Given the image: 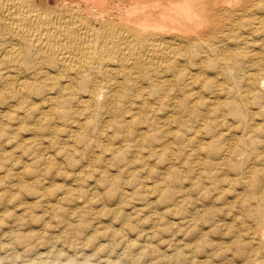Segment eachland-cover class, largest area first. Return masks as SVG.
<instances>
[{
	"label": "bare ground",
	"instance_id": "6f19581e",
	"mask_svg": "<svg viewBox=\"0 0 264 264\" xmlns=\"http://www.w3.org/2000/svg\"><path fill=\"white\" fill-rule=\"evenodd\" d=\"M261 115L264 0H0V133H5L4 119L34 121L28 129L32 137L15 143L31 165L21 161L15 168L6 167L0 154V264H138L151 255L153 263L164 264L169 255L157 245L168 239L162 237L165 231L172 232L163 223L165 217L181 209L187 213V198L177 189L185 178L177 163L190 165L189 159L204 168L191 183L200 191L211 192V186L221 192L219 182L225 178L215 174L236 170L238 178L230 174V181L243 185L236 195L239 209L234 208L241 210L240 223L250 222V237L245 233L250 242L245 243L253 249L248 257L264 262ZM205 135L209 141L198 139ZM38 136L61 152L68 169H60L57 152L51 153ZM95 148L112 156L115 173L99 153L96 159L88 158ZM184 150L185 156H180ZM80 151L87 156L84 164L71 157ZM153 156L151 163L148 157ZM137 160L150 167L144 168L151 172L148 177L162 165L154 171L156 181H141V170L136 175L132 168ZM55 165L60 168L53 171ZM189 165L185 167L196 168ZM214 176L211 184L203 185ZM151 194L167 209L147 210L155 202L146 198L139 203ZM209 209L216 211L214 206ZM20 212L39 222L38 231L19 232L27 223L25 218L20 223ZM193 212L180 216L183 224L193 222ZM53 218H58L56 234ZM198 227L194 230L203 229ZM174 240H167L166 249ZM174 251L170 254L176 262L186 254Z\"/></svg>",
	"mask_w": 264,
	"mask_h": 264
},
{
	"label": "rangeland",
	"instance_id": "374dc122",
	"mask_svg": "<svg viewBox=\"0 0 264 264\" xmlns=\"http://www.w3.org/2000/svg\"><path fill=\"white\" fill-rule=\"evenodd\" d=\"M11 110H13V111H11V114H14V112L16 111H14V108H11ZM258 116V115H257ZM262 117H264V115H261ZM261 116H260V119L261 120H258V121H261V123L262 124H264L263 122H264V120H263V118H261ZM256 119H259L258 117H256ZM9 120V121H8ZM13 120V121H12ZM8 121V122H7ZM15 121V122H14ZM9 122H11V123H9ZM25 122V123H24ZM3 125H4V128H5V133H7L6 135H4V134H2V133H0V135H1V138H0V154L2 153V157L1 158H3V162H4V165L6 164V167H13V168H15V166H18L19 164H21V161H27V164H29V165H31V161L30 160H26V158H28L27 156L28 155H26V154H23L24 155V157H23V155L21 154L22 152H20L21 151V148L18 146H16L15 145V143H16V141H18L19 139H27V136H29L28 138H30V137H32V135L30 134V132L28 131V129L29 128H33L34 126H33V124H34V121L33 120H25V121H23V122H17L16 120H14V119H6V122H5V119L3 120ZM8 123V124H7ZM24 123V124H23ZM5 124H7V127H6V125ZM19 124V125H18ZM196 123L194 122V125L193 126H196L195 125ZM8 125H9V127H8ZM14 125V126H13ZM18 125V126H17ZM23 125V126H22ZM31 126V127H30ZM33 126V127H32ZM174 126H175V124H174ZM173 126V127H174ZM12 128V130H11V128ZM15 127V128H14ZM20 127H22L21 129H20ZM8 128V129H7ZM23 128L25 129V130H23ZM7 129V130H6ZM11 130L10 132L8 131V130ZM20 129V130H19ZM17 130V131H16ZM19 130V131H18ZM9 132V133H8ZM24 132V133H23ZM26 133V134H25ZM28 133V134H27ZM41 133H43V132H40V135H41ZM61 132H59V134H60ZM25 134V135H24ZM16 135V136H15ZM8 136V137H7ZM11 136V137H10ZM23 136H24V138H23ZM59 136V135H58ZM62 136V135H61ZM61 136H59V137H61ZM206 136V137H205ZM203 138L201 137V138H198V139H200L201 141H209L210 140V138L207 136V135H205ZM3 137H4V139H3ZM38 137H41V136H38ZM38 137H36V138H38ZM208 137V138H207ZM43 140H42V142L45 144L46 143V140L48 139V138H43V137H41ZM9 139H11L10 141H9ZM101 141H103V140H101ZM8 142V143H7ZM104 143H106L107 141H103ZM4 144V145H3ZM7 144H8V146H7ZM11 144V145H10ZM17 147H15L14 145ZM109 144V143H108ZM3 145V146H2ZM46 145H48L49 147H47L48 148V150L49 151H51V153L53 152V154H55L56 152V156H57V161L60 163V165H61V167L62 168H60V166L58 167V165H55V168L53 169V168H51L53 171L54 170H56L57 168H60L61 170H64V169H68L67 168V166H68V163H67V165H66V162L67 161H65V158H63L62 159V157H64L62 154H61V152L60 153H58V151L56 150H54V149H56V147H54V145H50L49 143H46ZM5 146V147H4ZM14 146V147H13ZM52 146H53V148H52ZM7 147V148H6ZM5 148H6V150H5ZM8 149H10V150H8ZM14 150V153H13V150ZM17 149V150H16ZM19 149V150H18ZM3 150H4V152H3ZM98 150V149H97ZM96 150V148L94 149V151L93 152H88L86 155L87 156H89L88 158H92V157H95V159H96V156L98 155L97 153H99V150L97 151ZM16 151H19V152H16ZM147 150L146 149H144L142 152H146ZM8 152V153H7ZM7 153V154H6ZM13 153V154H12ZM19 153V154H18ZM83 153V155H81ZM183 155H182V154ZM181 153L179 154L180 156H185V153H186V151L184 150V152H182L181 151ZM204 152H202L201 154H199V157H201V156H203L204 154H203ZM8 154H11V155H8ZM20 155V156H18V155ZM59 154H61L62 156H58ZM96 154V155H95ZM107 154V156H105ZM104 153L103 155H102V153L100 154L99 153V155L101 156V158H102V163L104 164V162H107V164H108V167L110 168V169H112V170H110V172L111 173H115V169H116V166L114 167V165H110V164H113L112 162H111V155L109 154V153ZM6 155V156H5ZM12 155H14V156H12ZM178 155V156H179ZM18 156V157H17ZM85 154H84V152L83 151H80V152H74L73 154L71 153V157H73L74 159H76V161H77V159H78V164H80V163H82V162H84V163H86V159H87V156H85ZM5 157V158H4ZM14 157V158H13ZM84 157V158H83ZM15 158H18V159H16L15 160ZM20 158V159H19ZM22 158V159H21ZM62 160H61V159ZM79 158L81 159L80 161H79ZM83 158V159H82ZM109 158V159H108ZM153 158H155L154 156L151 158V157H148V159H149V162H151L152 163V161L154 160ZM189 158V157H188ZM204 158V157H203ZM8 159V160H7ZM10 159V160H9ZM60 159V160H59ZM94 159V158H93ZM2 160V159H1ZM13 160V161H12ZM67 160V159H66ZM85 160V161H84ZM105 160V161H104ZM152 160V161H151ZM190 160V165H192V166H194V167H196V168H192L193 169V171H192V169H188L187 167H185L186 165H189V164H185V165H183L182 166V163H181V165L179 164V163H177L178 164V169L180 170V172H182V174H183V176L185 177L184 178V182H183V185L182 186H180L179 188H177V189H179V192H180V194H182V193H184V195H185V197L188 199H186V202H185V205H184V209H187V210H185L187 213H185L182 209L180 210L179 208H176V209H178V210H180V211H177V213L179 212V214L177 215V213H175V214H172L170 217H165L166 219H164V222L163 223H167V226H168V230H171L172 232H170V231H167V233H163L162 234V237H164V239L166 240L167 238V240H169L170 242H172V240H174V243L173 244H171V246H170V248H168V249H170V250H168V249H166L167 248V246H168V242H167V240L165 241V242H162V243H159L157 240H158V238H160V236H158V237H154L153 239H152V241H154L153 243L154 244H156L157 242H158V247H157V249H160V250H162V251H164V252H166L169 256L167 257V260L165 261V263L167 264H180V263H182V264H228L229 262H230V264H233V261H235V259H236V263L237 264H239V263H241V264H248L249 262H250V260H249V262H248V260L247 259H253L251 262L252 263H249V264H263L264 262H257V261H255L254 260V258H249L248 256L250 255L249 254V251L250 250H252L253 249V247H249L248 246V248H246V241H247V245H248V243L250 242V236H249V234H248V232L250 231V230H248L249 229V227L247 226V225H249L250 224V222H245V223H240L239 221H241V219H242V216H241V210H235V208H238L239 209V206L238 205H240V203H239V201L236 199V195H237V193L238 192H240L241 191V189H242V183L241 182H239V180H237L236 181V183H235V185L236 186H231V184L230 183H232V181H234V180H231L230 181V179H234L233 177H235V176H237L236 178H235V180L238 178V176L239 175H237V173L235 172L236 170H233V169H230V170H228V171H220L219 173L217 172L216 174H215V176L217 175L218 176V178H221V180H223L224 178V180L222 181V182H219V184L222 186L221 187V192H216V191H213L212 189H213V187L211 188V186L209 187V190L211 191V192H209L208 190V192L207 191H205V189L204 188H202V192L200 191V187L199 186H197V187H195V186H193L192 184L193 183H195V181H197V179H198V176L200 175V173H198V171L199 172H201L202 171V173H205L204 172V168L203 169H200L199 167V169L197 168V166L195 165V164H193V162H191V160L192 159H189ZM189 160L187 159V163H189ZM16 161V162H15ZM139 160H137V161H135L136 163L138 162ZM179 161V160H178ZM11 162V163H10ZM17 163V164H14V163ZM20 162V163H19ZM80 162V163H79ZM154 162V161H153ZM2 163V162H1ZM84 163H82V164H84ZM140 161L137 163V164H135V163H132L133 165H132V168L134 169V173L137 175V170L139 171V170H141V171H139V172H142V173H139L140 175L138 176L140 179H142L141 181L142 182H145V183H152L153 181H156L157 180V178H158V175H157V177L155 176L156 174L154 173V171H157V169H159V167L160 166H162L161 164L159 165H157L156 167H154L153 168V171H152V173H153V175H150V177H148L147 175H149V174H151V172L149 173V172H147L148 171V168H150L148 165H145V167H147V168H145V167H142L140 164ZM12 164V165H11ZM93 164H94V162H93ZM134 164H135V166H134ZM177 164H175V166H177ZM3 165V164H2ZM85 165H87V164H85ZM189 165V166H190ZM64 166H65V168H64ZM110 166H112V167H110ZM134 166V167H133ZM138 166H140L139 168H138ZM143 168V169H142ZM147 170H145V169ZM156 168V169H155ZM183 168V169H182ZM185 168H186V170H185ZM85 169L86 170H89V167H85ZM189 170V172H186V171H188ZM196 170H197V173H196ZM149 171H151V170H149ZM234 172V173H233ZM147 173V174H146ZM192 175H191V174ZM155 174V175H154ZM187 174V175H186ZM233 176H231V175ZM57 175V176H56ZM55 175V178L57 179H55L56 181H57V183H61V181H62V178H60V176L58 175V174H56ZM191 175V176H190ZM221 175H222V177H221ZM195 176V177H194ZM212 177L211 178V180H205V181H203V185L205 184L206 185V183H207V185H209V184H211V181H213L215 178H217V177ZM59 177V178H58ZM194 179H193V178ZM91 178V177H90ZM146 178V179H145ZM191 180H190V179ZM58 179H60V180H58ZM144 179V180H143ZM148 179H151V182H150V180H148ZM148 180V181H147ZM227 180V181H226ZM229 180V181H228ZM139 181V180H138ZM191 181H194V182H191ZM188 182V184H189V186H188V184H186ZM210 182V183H209ZM192 183V184H191ZM224 183V184H223ZM230 184V186L228 185V184ZM234 183H232V185H234ZM218 184V185H219ZM185 185V186H184ZM192 185V186H191ZM241 185V186H240ZM191 186V187H190ZM201 186V185H200ZM202 187V186H201ZM223 187H224V189H223ZM230 187V188H229ZM236 187H239V188H237L236 189ZM182 188H185V189H182ZM189 190H188V189ZM211 188V189H210ZM234 188V190H231V189H233ZM181 189V190H180ZM194 189V190H193ZM228 189H229V191H231L232 193H230L229 191H228ZM183 190H185V191H183ZM193 190V191H192ZM195 190H197L196 192H195ZM204 190V191H203ZM227 190V191H226ZM188 191V192H187ZM213 191V192H212ZM226 192H228V193H226ZM177 193H178V191H177ZM196 193H198L197 195H196ZM209 193H211L212 194V196L209 194ZM230 193V194H229ZM188 194V195H187ZM215 195V197H214V195ZM218 194V195H217ZM219 194H221V195H219ZM192 195H194V196H192ZM223 195V196H222ZM226 195V196H225ZM232 195V196H231ZM211 196V197H210ZM222 196V197H221ZM194 197V198H193ZM214 197V198H213ZM232 199H234V202H233V200H230L231 198ZM145 198H146V200L148 201V200H151V201H154L155 203H152V205H150L149 207H147L146 209L148 210L149 208L151 209V208H153V206H158V208H159V210L160 211H164L165 209H167L166 207H163V204H160L159 203V199H158V196L156 195V194H151L150 196L148 195V197H144V199L143 200H141L140 202L139 201H135L134 200V202H139V203H141L142 204V202L145 200ZM199 200H198V199ZM207 198H209V199H207ZM224 199L223 201H221V199ZM227 198H229V199H227ZM203 199H205V200H203ZM213 199H215V200H213ZM220 199V200H219ZM146 200L143 202V203H145L146 202ZM203 200V201H202ZM235 200H237V201H235ZM158 201V202H157ZM198 201V203H199V205H198V203H196ZM202 201V202H201ZM209 201V202H208ZM211 201V202H210ZM227 201V202H226ZM190 202H193V203H191V204H193V205H191L190 204ZM221 202H222V205L224 206V209H226V210H223V212H222V210L221 209H223L222 208V205L220 206V204H221ZM191 205H189V204ZM201 203H203V204H201ZM211 203V204H210ZM218 203H219V205H218ZM236 203V204H235ZM154 204V205H153ZM157 204H159V205H157ZM187 204V205H186ZM200 204H201V206H200ZM209 204V205H208ZM216 204H217V206H216ZM226 204V205H225ZM235 204V205H234ZM238 204V205H237ZM196 205V206H195ZM198 205V206H197ZM205 205L206 206H208L207 207V209H206V207H205ZM172 206H174V205H172ZM186 206V207H185ZM188 206H190V207H188ZM193 206V207H192ZM204 206V207H203ZM212 206H214L215 208H216V211L213 209V210H210L209 208H212ZM234 206H235V208H234ZM238 206V207H237ZM195 207V208H194ZM198 207V208H197ZM202 207H203V209H202ZM229 207V208H228ZM205 208V209H204ZM149 209V210H150ZM161 209H163V210H161ZM191 209V210H190ZM229 209V210H228ZM130 210V209H129ZM194 210V214H195V217H194V219H193V222L191 223V224H187V223H182L183 222V220L181 219V217H184V215H186V214H188L189 212H192ZM203 210H205V211H203ZM221 210V211H220ZM182 211V212H181ZM219 211V213H217ZM228 211V212H227ZM232 211V212H231ZM238 211V212H237ZM197 212V213H196ZM204 212H205V214H207V215H204ZM208 212V213H207ZM212 212V213H211ZM214 212V213H213ZM218 214H216V213ZM220 212H222V215L220 214ZM227 212V215L225 214ZM234 212V213H233ZM236 212V213H235ZM21 213V212H20ZM40 213V212H39ZM144 212H142V214H143ZM210 213V214H209ZM181 214H183V215H181ZM228 214H230V215H228ZM234 214H236V216L234 217ZM25 215V216H24ZM174 215V216H173ZM204 215V216H203ZM212 217H211V216ZM214 215V216H213ZM220 215V216H219ZM225 215V216H224ZM23 218H22V217ZM21 216H20V218H22V219H20V223H25L24 221L25 220H27V223H25L24 224V226H23V229H20V231L19 232H35V231H38V226H36L37 224H39V222H37L36 220H34V217L33 216H31V215H29V213L27 212H22L21 213ZM26 216H29L28 218L26 217ZM181 216V217H180ZM31 217H32V220H34L35 221V223H33V221L31 220ZM205 217H209L208 218V220H210V221H208ZM214 217V218H213ZM219 219H218V218ZM224 217H229L228 218V220L227 219H224ZM24 218H25V220H24ZM47 218V217H46ZM178 218V219H177ZM204 218V219H203ZM234 218V219H233ZM29 219L31 220L30 222H31V226L29 225L30 224V222H29ZM47 219H49V218H47ZM58 218H53L52 220L50 219V223H52L51 225L52 226H54V227H52V230L53 231H55L56 229H57V227L55 226V220H57ZM232 219V220H231ZM237 219H239V220H237ZM22 220H24V221H22ZM179 220H181V222L179 221ZM195 220V221H194ZM220 222H219V221ZM173 222V224H172V226H169L170 224H169V222ZM177 221V222H176ZM206 221V222H205ZM208 221V222H207ZM217 223H216V222ZM227 221H229V222H227ZM237 221V222H236ZM37 222V223H36ZM201 222H202V224H201ZM35 224V225H33V224ZM180 223H181V225H180ZM216 223V224H215ZM226 223V224H225ZM179 226H178V225ZM198 224H200L201 226H199L198 227ZM208 224V225H207ZM221 224H223V225H221ZM231 224V225H230ZM242 226H241V225ZM244 224H245V226H244ZM176 225L178 226V227H176ZM205 225H207V226H205ZM212 225H214V228H213V230L214 231H212ZM220 225V226H219ZM234 225L236 226V227H234ZM4 226H6V224H4ZM28 226V227H27ZM217 226V227H216ZM223 227V229H222V227ZM247 226V227H246ZM25 227V228H24ZM27 227V228H26ZM193 227V228H192ZM194 227H198V228H203V229H197L196 230V228H195V230H194ZM228 227V228H227ZM234 227V228H233ZM55 230H54V229ZM186 228H188V231H190V232H188V231H186L187 229ZM229 228H232V230L231 229H229ZM238 228H240L239 230H238ZM248 228V229H247ZM181 229V230H180ZM182 229H184V231H182ZM186 229V230H185ZM191 229V230H190ZM204 229L205 230H208V231H204ZM217 231H216V230ZM222 229V230H221ZM227 229V230H226ZM235 229H237V230H235ZM173 230H175V231H173ZM178 230H180V231H178ZM193 230V231H192ZM201 230H203V231H201ZM209 230H211V231H209ZM221 231V232H223V233H221V232H219V231ZM234 230V231H233ZM18 231H17V233H18ZM233 233H232V232ZM169 232V233H168ZM173 232H175V233H173ZM177 232H178V234L179 235H177ZM188 234H187V233ZM194 232H198L197 234L196 233H194ZM206 232V233H205ZM229 232V233H228ZM236 234H235V233ZM238 232V233H237ZM243 232V233H242ZM53 233H57V231H55V232H53ZM184 234L185 235V238H184V235H182V234ZM187 234V236H186V234ZM213 233V234H212ZM216 233V234H215ZM218 233V234H217ZM220 233V234H219ZM228 233V234H227ZM230 233H232V234H230ZM249 236V237H247V235ZM48 234H50V232H46L45 233V235L46 236H49ZM211 234V235H210ZM222 234V235H221ZM231 236H230V235ZM235 234V235H234ZM240 234V235H239ZM242 234H243V236H242ZM20 235V234H19ZM164 235V236H163ZM167 235V236H166ZM170 235V236H169ZM177 235V236H176ZM201 235V236H200ZM214 235V236H213ZM232 235H234L235 237L234 238H236V242H235V240L233 239V236ZM174 237V239H171L172 237ZM177 238H176V237ZM219 238H218V237ZM228 236V237H227ZM241 236V237H240ZM195 237V238H194ZM222 237V238H221ZM230 237V239H227V238H229ZM238 237V238H237ZM240 237V238H239ZM180 238V239H179ZM187 238V239H186ZM212 238H213V240H212ZM226 238V239H225ZM243 238V239H242ZM245 238V239H244ZM249 238V239H248ZM181 239H183V240H181ZM189 239H191V240H189ZM223 239V240H222ZM1 240H6L7 241V239H6V237H4V236H2V239ZM156 240V241H155ZM220 240H222L223 241V243H220L221 241ZM243 240V241H242ZM246 240V241H245ZM182 241V242H181ZM211 241V242H210ZM230 241L231 242H234V244L233 243H230ZM240 241V244H238V242ZM242 241V242H241ZM4 242V241H3ZM166 242H167V245H164V246H162L163 244H166ZM176 242V243H175ZM181 242V243H180ZM200 242V243H199ZM225 242V243H224ZM180 243V244H179ZM187 245H186V244ZM199 243V244H198ZM220 243V244H219ZM241 243H242V245H241ZM176 244L178 245L179 244V246H176ZM222 244V245H221ZM185 245H186V248H185ZM195 246V247H193V248H191L192 246ZM201 245H203V246H201ZM217 245V247H215ZM224 245H226V246H224ZM232 245L235 247H232ZM236 245V246H235ZM251 245V244H250ZM160 246H162V247H160ZM173 246V248H171ZM174 246H176V247H174ZM199 246H201V247H199ZM210 246H212V247H210ZM241 246H242V248H241ZM181 247V248H180ZM205 247L207 248V249H205ZM233 249H232V248ZM236 247H238V248H236ZM240 247V248H239ZM165 248V249H164ZM179 249L180 250V252H182V253H185L186 252V254H182V255H185V256H183V259L182 260H178L177 262H176V260L174 259V258H172L171 256H173L172 254L175 252L174 250L175 249ZM204 248V249H203ZM214 248V249H213ZM217 248V249H216ZM232 249V251H230L231 249ZM250 248V249H249ZM181 249L182 250H184V251H181ZM186 249V250H185ZM191 249V250H190ZM196 249V250H195ZM220 249V250H219ZM223 249H225V250H223ZM236 249V251H234ZM241 249V250H240ZM190 250V251H189ZM207 250V251H206ZM217 250V251H216ZM219 250V251H218ZM229 250L231 253H228L227 251ZM238 250V251H237ZM245 250V251H244ZM170 251V252H169ZM188 251H189V253H188ZM206 251V252H205ZM216 252V253H218V255L215 253H211V252ZM241 251V252H240ZM169 252V253H168ZM173 252V253H172ZM192 254H191V253ZM203 252V253H202ZM237 252V253H236ZM242 253V254H240V253ZM244 252V253H243ZM170 253H172V254H170ZM197 253V254H196ZM204 253H206L207 254V256L204 254ZM210 253V254H209ZM225 253H228V254H225ZM235 253V254H234ZM195 254V255H194ZM216 255V257L214 256V255ZM238 254V255H237ZM245 254V255H244ZM248 254V255H247ZM188 255V256H187ZM224 257H223V256ZM225 255H226V258H227V256L229 257V262L225 259ZM232 255V256H231ZM241 255V256H240ZM192 256V257H191ZM220 256V257H219ZM237 256V258H235ZM240 256V257H239ZM188 257V259H186ZM190 257V258H189ZM204 257H205V259H204ZM207 257L209 258V259H207ZM213 257V258H212ZM215 257V258H214ZM218 257V258H217ZM248 257V258H247ZM144 259V258H143ZM143 259H140V260H142V261H140L139 260V262H137L138 264H155L156 263V260L154 259V258H152V255H151V259H153V260H151V259H149V258H145L144 260ZM174 260V262H172L171 260ZM191 259V260H190ZM204 259V260H203ZM225 259V260H224ZM150 260V262H148ZM170 260V261H169ZM186 260V261H185ZM190 260V261H189ZM196 260L198 261V262H196ZM216 260V261H215ZM144 261V262H143ZM153 261L155 262V263H153ZM182 261V262H181ZM185 261V263H183ZM193 261V262H192ZM202 261V263H200V262ZM209 261V262H208ZM211 261V262H210ZM222 261H225L224 263L222 262ZM248 262V263H246V262ZM255 261V262H254ZM170 262V263H169ZM190 262V263H189ZM234 262V264H236ZM245 262V263H244ZM164 263V264H165ZM158 264V263H157ZM160 264H162V263H160Z\"/></svg>",
	"mask_w": 264,
	"mask_h": 264
}]
</instances>
